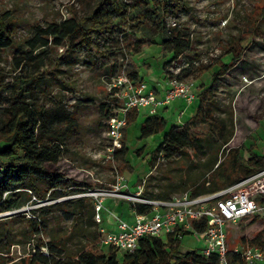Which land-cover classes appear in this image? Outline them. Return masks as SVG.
<instances>
[{"label":"rangeland","instance_id":"obj_1","mask_svg":"<svg viewBox=\"0 0 264 264\" xmlns=\"http://www.w3.org/2000/svg\"><path fill=\"white\" fill-rule=\"evenodd\" d=\"M185 1L189 10L177 17H166L164 23L168 26L175 21L177 30L186 33L189 39V47L182 56L190 68H183L180 76L195 89V99L189 105L193 111L191 115L196 112L198 97L210 95L205 105L207 122L193 131L192 145L157 160L154 151L163 131L140 138V125L145 115L141 108L140 115L124 129L122 139L128 151L113 160L106 158L107 128L100 105L107 99V82L119 74L134 73L151 87L164 83L167 62L173 57L161 50L154 28L151 32L155 42L137 53L132 47L144 34L132 29L125 34L115 30L100 36L95 49L103 54L106 51L105 56L92 55L86 49L67 52L65 43L35 50L29 48L27 40L33 37L36 25L83 18L91 11L95 0H0V15L9 12L13 17L14 39L12 46L0 51V119L3 107L11 101L14 87L10 85L15 78L26 80L39 75L32 86L34 104L48 110L45 118L49 121L57 114L56 106L60 101L69 117L53 119L54 125L65 133L66 149L61 159L47 168L63 173L69 181L89 184L86 190L109 187L118 170L127 183L142 184V193L172 196L189 190L192 181H211L220 172H228L229 159L236 150L244 158L249 157L247 149L264 154V0ZM237 39L244 50L241 61L232 64L231 55L225 50ZM226 63L230 64L218 74L221 64ZM6 84L9 88L2 89ZM160 114L168 123H176L179 118L184 121L190 113L180 117L179 111L171 108L166 113L160 110ZM209 121L218 127L208 129ZM4 144L0 138V146ZM210 157L222 160L218 168L212 165L210 169L205 164ZM216 179L224 180L223 177ZM39 182L42 188L48 186L47 181ZM174 185L181 187L175 190ZM75 194L59 200H72ZM34 199L33 196L15 210L33 218L37 225L41 223L40 236L34 230L35 223L14 217L12 212L0 211V264H28L33 247L40 239L52 240L67 255H72L88 245V233L106 228V220L111 217L103 209L100 213L102 226L96 221L95 228L87 221L75 224L63 210H55L44 219L39 207L52 201L36 202ZM106 199L105 205L114 210L112 199ZM261 229H264V222H253L252 217L228 224L225 229L228 248L240 247L242 237L251 239ZM166 237L161 235L163 240ZM203 247L201 237L193 233L186 234L180 244L181 251ZM41 250L45 252L46 248ZM122 252L118 251L119 256Z\"/></svg>","mask_w":264,"mask_h":264},{"label":"trees","instance_id":"obj_2","mask_svg":"<svg viewBox=\"0 0 264 264\" xmlns=\"http://www.w3.org/2000/svg\"><path fill=\"white\" fill-rule=\"evenodd\" d=\"M187 10L189 6L185 0H95L91 11L83 18H70L46 26L36 25L35 33L27 40V44L29 48L35 50L47 48L50 44L59 46L65 43L67 52L86 49L92 55L105 56L106 51L103 54L102 51L95 49L98 38L107 32L118 30L125 34L132 29L144 34L132 47V51L137 53L143 47H148L155 42V36L151 32L154 28L158 33L161 50L177 58L188 49L189 39L186 33L177 30L176 25L167 26L164 21L168 16L177 17L179 13ZM13 44V17L6 12L0 15V51ZM243 50L240 39H237L230 44L225 53L231 55L230 62L234 64L241 61ZM27 61L29 62L30 58ZM229 64H221L218 74H222ZM38 76H30L26 80L16 77L14 83L10 85L14 87L11 91V101L3 107L0 138L5 144L0 146V211L18 209L34 196L36 202L52 201L39 207L42 218H47L55 210H63L68 212L75 224L87 221L95 228L94 202L90 197L78 196L69 201L59 200L68 194L83 192L90 185L69 181L63 173L47 168V165H55L66 149L63 144L65 133L58 128L59 126L54 125L53 119L64 120L69 117L59 101L55 117L53 116L52 120H46L48 110L44 107L38 108L32 101V86ZM163 76L165 78V73ZM128 77L141 82L140 77L134 73H129ZM3 88H9L8 84ZM209 100V94L200 95L195 114L182 122L168 123L164 116L157 114L143 119L139 130L140 138L163 131L162 139L154 151L157 160L167 158L172 153L180 152L192 145L195 138L193 131L207 122L205 105ZM0 104H2L1 101ZM100 107L106 120L112 112V107L107 101L101 103ZM137 117L138 111L130 110L125 128ZM213 126L218 127V124L209 121L208 129H212ZM207 134L209 135V132ZM127 151L128 147L122 139V147L116 151L115 156ZM247 152L249 157L244 158L239 150H236L229 159L228 172H220L219 176H215L211 181H192L188 185L189 190L177 194L188 192L191 196H197L212 193L264 169V154L251 149H247ZM221 162L222 160L218 157H210L205 164L211 169L212 165L218 168ZM217 177H223L224 180L217 181ZM39 181H47L48 186L42 188ZM180 187L174 185L175 190H179ZM142 196L150 199L171 197L168 195L155 197L145 193H142ZM130 207L137 212H145L150 206L130 203ZM13 214H15L14 217H21L35 223L34 230L39 233L38 236L42 234L41 223L37 225L33 218L25 217L18 212ZM252 221L264 222V216L256 214L252 216ZM198 229L202 230L203 225L201 224ZM94 232L87 235L88 245L72 255H67L62 248H58L56 242L40 239L33 247L34 251L28 259V264H217L216 253L204 256L198 250L181 251L182 238H176L173 235L167 236L165 240L154 236L144 237L134 251L122 252L119 256L117 248L99 243L102 231ZM190 233L192 231H185L183 237ZM240 242L264 244V229L257 231L251 239L242 237ZM105 246H107L106 249H104ZM42 247L46 248L45 252L41 250ZM226 257L228 264H245L240 254L233 252L232 249L228 250Z\"/></svg>","mask_w":264,"mask_h":264},{"label":"built area","instance_id":"obj_3","mask_svg":"<svg viewBox=\"0 0 264 264\" xmlns=\"http://www.w3.org/2000/svg\"><path fill=\"white\" fill-rule=\"evenodd\" d=\"M175 21L171 25H175ZM183 68L190 64L182 55L172 58L167 63L162 95L144 81L136 82L122 73L112 77L108 82L106 101L110 104L111 114L105 120L108 145L106 158L114 159L115 153L122 147V138L130 110L139 111L148 108L151 114L160 106H167L175 99L183 101L180 116L195 99L191 83L180 76ZM178 122H182L180 119ZM114 182L106 188L88 189L74 196L91 197L94 201V219L101 222L104 200L109 197L128 202L149 205L145 212L135 209L134 220L126 222L118 219L116 232L102 231L101 243L111 245L123 252H132L142 238L154 236L161 238L173 235L183 238L185 231L199 235L204 247L198 252L204 256L216 253L217 264H228L229 249L239 253L245 264L264 262V244H242L233 248L227 246L226 226L237 223L256 214L264 216V169L227 185L215 192L191 196L188 192L176 194L168 199H150L142 196V184L132 191L125 177L115 170ZM7 212H16L7 211ZM203 225V229L198 227Z\"/></svg>","mask_w":264,"mask_h":264},{"label":"crops","instance_id":"obj_4","mask_svg":"<svg viewBox=\"0 0 264 264\" xmlns=\"http://www.w3.org/2000/svg\"><path fill=\"white\" fill-rule=\"evenodd\" d=\"M152 87H154L157 90V95H159V96L162 95V92H163L162 90L164 88V83L163 82L162 83L161 82L157 83V85H154ZM190 106L186 108V110L184 111V113L180 117L187 116V112L188 111L190 113L188 115V117H191L193 115V114L191 115V112L193 113V111L191 110L192 107L190 109ZM171 108L175 112L179 111V114H180V111L183 108V101L181 99H175V100L171 101L167 106L158 107L156 113H154V114L162 116L160 114V110H164V112L166 113ZM144 112H145L144 118L153 115V114H151L149 112L148 108H144ZM139 115H140V111H138V116ZM180 120L182 121V118ZM137 185L138 184L134 185L133 182H132V184H131V182L129 183L130 189L132 191H134L136 189ZM109 199H112L115 209L112 210V209L109 208V206L105 205V202H106L107 199L104 200V202H103L104 208L103 209L105 210V212L109 213L111 215V217L106 220L107 227L106 228L101 227V231H105V232L113 231V232H116L118 230V227H117L118 219L125 220L126 222H132L134 220V213H133V210L130 207V202L123 201V200H120V199L116 200L113 197H109ZM126 202L128 203V206L126 205ZM100 224L102 226V222H100Z\"/></svg>","mask_w":264,"mask_h":264}]
</instances>
